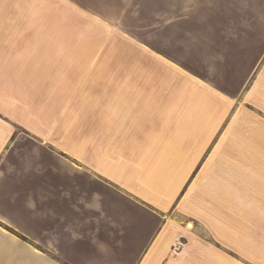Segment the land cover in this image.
Returning <instances> with one entry per match:
<instances>
[{"label":"crops","instance_id":"0c3cea01","mask_svg":"<svg viewBox=\"0 0 264 264\" xmlns=\"http://www.w3.org/2000/svg\"><path fill=\"white\" fill-rule=\"evenodd\" d=\"M47 8L0 0V264H264V0H123L152 48L123 60L119 116L64 94L113 62ZM38 89L63 91L40 140ZM96 118L122 126L81 129Z\"/></svg>","mask_w":264,"mask_h":264},{"label":"rangeland","instance_id":"374dc122","mask_svg":"<svg viewBox=\"0 0 264 264\" xmlns=\"http://www.w3.org/2000/svg\"><path fill=\"white\" fill-rule=\"evenodd\" d=\"M37 1V0H33ZM48 3V8L43 12L42 17L48 19L63 18L64 35H73V39H79L74 43L79 46V51L82 54L90 55L92 50H96L97 54L95 61H99V53L103 50H108L111 53L112 67H99L86 73L80 74V82L85 83L91 81L95 83L96 88H92L88 83L85 86L88 89L80 88L79 90L65 91L64 94H74L78 97L80 103L79 112L81 114L102 113L104 110L111 109L112 114H123V60H127V55H135L137 51L143 49H151V34L152 27L146 24H138L137 11L123 10V0H38ZM143 21V20H140ZM146 21V20H145ZM38 28V27H37ZM71 44V43H70ZM161 46L164 43H159ZM64 49H68L67 43L64 44ZM78 48V47H76ZM121 56V58L119 56ZM101 61V60H100ZM106 71L110 72L107 73ZM106 72V73H105ZM85 81V82H84ZM111 83V89H103L107 84ZM82 85V84H81ZM82 86V87H83ZM91 87V88H90ZM63 91L61 90H32V119H31V135L40 140V122L39 115L41 108L54 111V107L49 103H56V98ZM48 100L46 103V96ZM71 97L68 98V105L71 102ZM89 103L95 105H89ZM105 106V104H110ZM52 108V109H51ZM70 108V105H69ZM50 111V112H52ZM48 112L49 121L47 122L48 137L43 138L48 141L49 145H60L62 141L68 144V139H60L57 136V122L55 121V113ZM109 112V110H108ZM122 123L118 120L103 121L95 119V121H83L80 123L81 129L89 127V129H105L111 130L110 125H119ZM119 126V127H120ZM117 128L116 130L120 129ZM113 131V130H112ZM82 142H87V138H81ZM103 141V138H97V141ZM107 143L113 145L119 144L118 137L106 139Z\"/></svg>","mask_w":264,"mask_h":264},{"label":"snow or ice","instance_id":"6c2138e0","mask_svg":"<svg viewBox=\"0 0 264 264\" xmlns=\"http://www.w3.org/2000/svg\"><path fill=\"white\" fill-rule=\"evenodd\" d=\"M16 163L18 164L19 167L23 168L25 166H27V164L29 163L28 161H25L23 159L16 161Z\"/></svg>","mask_w":264,"mask_h":264},{"label":"bare ground","instance_id":"6f19581e","mask_svg":"<svg viewBox=\"0 0 264 264\" xmlns=\"http://www.w3.org/2000/svg\"><path fill=\"white\" fill-rule=\"evenodd\" d=\"M186 227H187L188 229L192 228V227H193V223H192V222H188V223L186 224Z\"/></svg>","mask_w":264,"mask_h":264}]
</instances>
